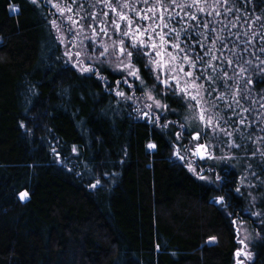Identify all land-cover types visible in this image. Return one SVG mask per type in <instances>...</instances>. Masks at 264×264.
Returning <instances> with one entry per match:
<instances>
[{
    "label": "trees",
    "instance_id": "trees-1",
    "mask_svg": "<svg viewBox=\"0 0 264 264\" xmlns=\"http://www.w3.org/2000/svg\"><path fill=\"white\" fill-rule=\"evenodd\" d=\"M201 4L204 13L173 8L170 26L182 48L185 28L202 40L201 55L215 42L219 59L205 72L215 79L197 83L218 89L207 99L259 148L239 144L236 131L241 158L204 165L211 183L175 158L196 133L180 95L161 93L140 64L144 91L107 64L96 65L103 79L80 72L66 61L48 0H0V264H235L238 222L257 236L251 264H264V0ZM145 91L168 105L156 123L137 118L133 102Z\"/></svg>",
    "mask_w": 264,
    "mask_h": 264
},
{
    "label": "snow or ice",
    "instance_id": "snow-or-ice-1",
    "mask_svg": "<svg viewBox=\"0 0 264 264\" xmlns=\"http://www.w3.org/2000/svg\"><path fill=\"white\" fill-rule=\"evenodd\" d=\"M31 2L36 4L38 3V0H31ZM73 2H75V0H73ZM142 2L144 4H149V0H142ZM204 2H206V0H204ZM103 6L109 9L117 17V19L111 21V26L119 39L112 40L111 44L101 41L97 45V27H99L100 33H103L105 37L111 39L106 23L97 21L96 16L93 14L91 16V22L88 23V30L92 33L90 36L85 32V26L80 23V20L87 19V17L74 19L69 16L68 21L72 25L69 28V31L74 34L73 38L69 40L68 43L71 44L72 47H77L76 41H78L79 50L73 53L69 48L64 54L68 57L69 61L73 62V67H77L82 73H91L92 75L103 79V77L100 76V69L97 68L96 65L107 64L112 66V58H114L115 69L125 72L127 76L132 77L133 80L140 81L141 90L144 91L140 68L136 66L137 64H140L149 74L153 75L155 81L162 86L160 90L161 93H171L172 96L180 95L181 99L189 101L186 106L194 110L193 119H197L206 129H211L213 133H215L216 129H220L225 135L230 136L231 133L227 132V130L222 128L219 124V119H221V117H219L218 114H210L211 109L217 108L218 105H216L214 101L206 99L211 92H216L218 89L213 87L210 92L209 89L205 87L204 83H197L198 81L203 80L211 84L215 79L210 73L205 75V72H207L208 69L211 68L215 70L213 61L219 59V57L212 54L215 50V42H212L208 51L204 54L208 56V59L204 60V55H201L199 52V49L204 46L203 41L196 39L195 36H190L187 32V28H185L183 43L187 44L188 47L187 49L182 48L181 42H178L180 30L176 27L170 26V22L174 19L171 15V10L175 7L181 9H191L195 7L198 12L204 13L205 8L202 6L201 0H191L190 3H177V0H168V3H165L164 0H154L147 9H138L135 4L130 5L127 2H122V0H116L115 4H113L112 0H103ZM53 7H57L61 12V15H63V9H60L59 6L55 4ZM118 8L127 9L128 12L122 10L118 11ZM12 10L18 11L19 9L13 7ZM67 10L69 12L72 11L71 7ZM129 13H132V15H129ZM207 14L211 15L212 13L209 11ZM103 15L108 16V12H103ZM166 15L167 20L165 19ZM177 15H179V13H177ZM217 15H219L218 12ZM180 19H184V17L181 16ZM187 19L197 20V16L189 12ZM144 21H151L152 23H142ZM55 23L56 22L53 21L54 25ZM122 24L125 29L124 31H121ZM204 27H207V24H204ZM164 29H168V31L165 32ZM84 40H89L91 43L85 45ZM63 42L64 38L61 37V43ZM221 46L224 47L223 43ZM65 47H67V45H65ZM97 47L100 51L94 58L93 53ZM88 49H91V51H88ZM110 49L111 57L109 56ZM261 51H264V49H261ZM193 53L195 55H193ZM73 56L77 59L73 60ZM82 56L87 58L88 63H85L83 59H80ZM178 58L179 63H177ZM201 63L202 66L198 68V64ZM226 63L228 66H231L233 62L231 60H226ZM248 63H251V61H248ZM261 63H264V61H261ZM185 67L189 70L185 71ZM257 67H259V65H257ZM245 71L246 69L241 67L239 74H243ZM181 74L183 80L181 79ZM224 78H229L226 71L224 72ZM116 83L117 86H119L120 82L117 81ZM124 83L128 88H132V84L127 79L124 80ZM248 83H252V81L248 80ZM164 89L168 90L167 93L163 91ZM115 94L125 100H132L135 95L134 92L132 95H126L123 91H116ZM145 95L147 96V99L151 101V103L145 105L149 111H141L139 109L138 111H141L143 118L156 123L161 119L158 113L168 111V105L166 103H161V100L156 96H153L150 92L145 91ZM225 95L227 94L218 95L216 99L224 101ZM233 96H235V93H233ZM235 102L239 103L238 100ZM209 103L211 104V108L207 106ZM225 103L227 107L231 108V104H228L227 101H225ZM153 108H155L156 111H152ZM245 111H247V109H245ZM164 119L167 122V117H164ZM240 122L243 123V121ZM164 126H166V124L162 127ZM176 139H179V133H176ZM192 139L196 140L198 143L192 146L191 154L199 155V157L203 159L204 151L208 146L199 143V133L192 135ZM236 146L238 147L239 145ZM148 147L154 149L156 148V145L149 144ZM176 155L181 160L185 159L184 156L180 155L178 149L176 150ZM208 158L213 157L209 154ZM189 170L195 171L190 165ZM200 179H205V177L200 176ZM217 179H219V177H217ZM98 183L99 181H97V184ZM92 187L95 188L96 184H93ZM236 191L239 192V189H236ZM26 196V192L22 193L21 199ZM218 202L221 204L225 203L224 200ZM241 243H243V241H241ZM242 254L248 255L242 251H237L236 253L237 257ZM237 264H243V262L238 260Z\"/></svg>",
    "mask_w": 264,
    "mask_h": 264
},
{
    "label": "rangeland",
    "instance_id": "rangeland-1",
    "mask_svg": "<svg viewBox=\"0 0 264 264\" xmlns=\"http://www.w3.org/2000/svg\"><path fill=\"white\" fill-rule=\"evenodd\" d=\"M49 4L51 7H53V5H58L60 9H63V15H61V12L58 10L57 7H53L55 12L57 13L58 17V22L55 23V25L53 24L55 33L61 43V37L64 38V42L61 43L62 44V48H63V52L65 53L67 50H69V48L71 49V51L73 53H75L77 50H79V43L78 41H76L77 43V47H72L71 44L68 43L69 40H71L73 38V32L69 31V28L72 26L71 23L68 21V17L71 16L74 19H80V17H87V19H83L80 20V23L83 24L85 26V32H87L88 35H92L91 31L88 30V23L91 22V16L94 14L96 16V20L102 23H106V26L108 27L109 30V35L111 36V39L107 38L104 36L103 33H100L99 31V27H97V38H96V43L97 45L103 41L104 43L107 44H111L112 40H118L119 37L118 35L114 32V30L112 29L111 26V21L117 19L116 15L114 13H112L109 9L105 8L103 6V0H75V2L73 4H66L60 0H48ZM113 4L116 3V0H112ZM122 2H127L130 5L131 4H135L136 7L138 9H147L151 3L154 2V0H149V4H144L142 2V0H122ZM71 7L72 11L69 12L67 9ZM125 11L128 12L127 9H119L118 11ZM107 11L108 12V16H104L103 12ZM129 15H132V13H129ZM61 23V24H59ZM142 23H152L151 21H144ZM124 26L123 24L121 25V31H124ZM159 31V30H158ZM82 38V37H81ZM91 41L89 40H84V44H90ZM65 45H67V47H65ZM88 51H91V49H88ZM100 51V49L97 47L95 52L93 53V57L95 58V55L98 54ZM171 51V50H170ZM175 54V52H174ZM65 56V54H64ZM109 56L111 57V49L109 51ZM66 61L68 64H70L71 66H73V62L69 61L68 57L65 56ZM77 58L75 56H73V60H76ZM80 59H83L85 61V63H88L87 58L82 56L80 57ZM113 59V64H112V68L115 70V72L123 74L124 78L127 80L133 79L132 77H128L127 74L125 72H121L118 69H115V59ZM177 63H179V58L177 60ZM75 69L78 70L77 67H74ZM189 69L187 67H185V71H188ZM181 79L183 80V76L181 74ZM149 92V91H148ZM151 93V92H150ZM119 98H122L119 96ZM123 99V98H122ZM207 99V97H206ZM208 100V99H207ZM186 105L189 103V101L184 100ZM210 101V100H209ZM151 103V101H149L147 99V96L145 95L143 99L141 100H137L135 102H133L134 107H136V114H137V118H140L142 120H147L145 118L142 117L141 115V111H149L148 108L145 107V105ZM209 108H211V104L209 103L207 105ZM186 111H187V117H186V126L189 128H194L196 133L200 134V141L199 143H203L205 145H207V149L204 151V158L201 159L199 157V155H192L191 154V149L192 146L195 145L196 143H198L196 140L192 139L191 145L190 147H188L187 150L182 151V149L180 147H177L175 149V158L180 160L181 162H183V164L189 169V165L191 166L192 169H194L195 171H190L194 176L196 177H200L202 175H200V173H202V170L205 168L204 165H211L213 163L215 164H230V165H234V163L236 161L239 160V158H241V151L242 148L240 147V145L237 147L236 145H238V143L235 141V133L237 131V133L239 134L238 137L243 141V143H239V144H244L245 146H252L253 149H255V151L253 152L254 154L256 152L259 151L258 145H257V139H249L247 138V140L243 139V136L241 135V133L243 131L240 130L239 127L232 129L231 127H229L228 125V121L229 118L232 117V115L229 116V118L220 115L218 111V107L217 108H212L211 109V115H217L219 117H221V119H219V124L222 128L226 129L227 132L231 133L230 136L225 135L224 132L220 131V129H216L215 133H213V131L211 129H206L197 119H193V112L194 110L186 107ZM141 110V111H138ZM152 111H156L155 108L152 109ZM164 111L159 112V115H162ZM149 121V120H147ZM151 122V121H149ZM238 125L244 126L245 124L240 123ZM194 133V134H196ZM262 144L264 146V142L262 141ZM256 147V148H255ZM179 150L180 155L184 156L185 159L181 160L177 157L176 155V150ZM209 154H211V156L213 158H208ZM233 162V164H232ZM198 166H201V168H198ZM205 181L211 183V179L209 176H204ZM241 187H245L246 189L250 188L251 186L248 183H244L243 181H241L240 183ZM252 201L253 204V199L250 200V202ZM254 205V204H253ZM237 232H238V237H239V248L237 251H242L243 253H246L248 255H240L239 257H237L236 255V261L235 264H237V261H242L243 264H251L254 260V256L251 252V244L254 242V240L257 238L256 234L251 230V228L249 227V225L245 222H238L237 223ZM241 241H243V243H241ZM250 257V258H249Z\"/></svg>",
    "mask_w": 264,
    "mask_h": 264
}]
</instances>
